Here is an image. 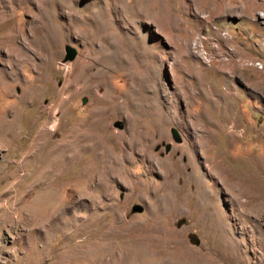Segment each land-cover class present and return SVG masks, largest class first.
I'll return each mask as SVG.
<instances>
[{
  "label": "rangeland",
  "instance_id": "374dc122",
  "mask_svg": "<svg viewBox=\"0 0 264 264\" xmlns=\"http://www.w3.org/2000/svg\"><path fill=\"white\" fill-rule=\"evenodd\" d=\"M100 1L0 0V264H264V0H162L164 20L121 22L145 38L128 35L124 65L89 37L99 6L113 22ZM62 3L96 5L81 13L87 29ZM43 13L55 16L49 44L32 23ZM12 27L31 36L26 63L4 38ZM241 57L245 69L231 74ZM132 74L154 80L141 94L158 112L147 157L128 148L136 116L117 97L138 89ZM228 83L237 129L220 104ZM202 89L209 99L190 97ZM75 133L101 149L62 156L55 141ZM61 184L68 196L47 199Z\"/></svg>",
  "mask_w": 264,
  "mask_h": 264
},
{
  "label": "bare ground",
  "instance_id": "6f19581e",
  "mask_svg": "<svg viewBox=\"0 0 264 264\" xmlns=\"http://www.w3.org/2000/svg\"><path fill=\"white\" fill-rule=\"evenodd\" d=\"M12 1H16V0H10V2H12ZM23 1H27L28 2L29 0H23ZM107 1L110 2V10H109V12L111 13V15L114 16V17L112 16L113 17V22L111 24H108L107 21H106L107 19L104 20V18H106L107 15L104 16V12H102L100 10V8H102V7L99 6L98 9L95 10V12H93V13L90 12L89 15L86 17V21H90L91 24L98 26V31L96 30V34L97 35H95L92 32H90V36L89 37L90 38H94L95 37L96 39L103 40L105 43H109L110 53L106 54L105 56L110 57V59L111 58L114 59L115 60L114 63L120 64V62H121L123 64L125 62L126 64H128L130 61L125 59V56L123 55L121 50H126V48L129 50V48H131V51H133L134 50V45H133L132 38L136 37V39H137L136 41H139L141 43H144V39L145 38L139 37L135 30L125 29L123 27V25L121 24V22L125 23V21L131 15L138 16L139 18H142V19H144V18L151 19L152 18V19H155V20L158 19L160 21L164 20L165 18H167V14H166V10L164 9V7L162 5L163 1L162 0H107ZM102 2H104V0L100 1V3H102ZM234 2H235V0L232 3H234ZM2 3H5V1H2ZM73 3H71V4H63L62 3L59 6H60V9L63 11V14H67L69 17H71V19L73 20V23L76 26L82 25L83 27H85L84 26L85 21H84L83 17L81 16V13L84 14L85 11L88 12V8L95 7L96 5L91 4L86 9L82 10V9H79L78 7H77L78 8L77 9L76 6L73 5ZM4 8H6V7H4ZM236 10L233 9V11H236ZM108 17H109V15H108ZM54 18H55V16H51V15H48V14L45 15L43 13V15L40 18H33L32 19V23L34 25H36L37 28H41L44 31L42 37H43V40H47V41H45V44L46 43L47 44L51 43L52 40H53V36L55 35V33H54L53 29H52V24H51L53 22ZM5 21L6 20H4V22ZM105 22H106V24H105ZM137 22L143 23L142 20H139ZM114 24H116V27L118 29L114 28V26H113ZM106 25H108V26H106ZM12 29L13 30L10 31L11 32L10 37L7 38V36H5L4 38L6 40L16 41V43L19 45V48H18V56L15 58V60H16V62H18L20 64L26 63L27 61H29V58L27 57L26 54L28 53V51L30 52V50L27 47L28 46L27 43L31 42L30 41L31 36H30L29 33H27V31L25 29H19L17 27H12ZM88 34H89V31H88ZM131 34L133 35V37L129 38L128 35L130 36ZM0 44H1V41H0ZM126 53H127V51H126ZM141 54L144 55L145 59L148 58L147 54H145V53H141ZM243 58L244 57H241L239 59V61L234 60V61H230L229 62L228 65L230 67L231 74H236L238 71L240 72V71L245 69V67H244V59ZM103 59H105V57ZM142 66H143V64H142ZM128 76H129L130 80H132V82L133 81L136 82V84L138 85V89H136L134 87H130L128 92L121 93L119 96H117V97H121L123 99L122 100L123 101L122 102V104H123L122 106L125 109H128V111H130V113L132 112L136 116V119H135V121L133 123L131 131H129L127 133V135H126V144L128 145V148L138 149L140 151H144V153H146V154H144L145 156L144 155L143 156L147 157L148 156L147 154L150 152V147H151V143H150L151 133H153V131H155L157 129L158 124H159L157 122V119H156V114L158 112L156 113L154 111L155 110V106H153L152 104H148L144 100V96H142L143 95L142 92L145 91L147 93V91H148L147 89H149V86L146 85V83H145V80L148 81L149 78L148 77H140L137 74H132V75H128ZM149 77H150L151 81H154L151 78V76H149ZM155 80H156V83H154L152 85L153 87H155L156 85L157 86L160 85L158 78H156ZM0 86H1V84H0ZM155 89H157V87ZM233 90L234 89L228 83L227 84V88L224 89L225 92L222 91L223 95L220 96V100H222V102L220 104L224 105V107H223L224 114L226 113V114H228L230 116L229 120L227 118L223 117V118H225V121L227 123H230V122L232 123L231 113L233 111L234 105L230 103V99L233 96ZM256 90H258L262 94H264V81L261 82L257 86ZM159 93H160V91H159ZM190 97L191 98L192 97L196 98L198 100L200 99V101L202 99L206 100V99L210 98V97H208L207 91L203 90V89L199 90L198 92L196 90H192L190 92ZM212 102H214V100ZM117 103H119V102H117ZM214 104H219V102H216ZM159 121L162 122V120H160V119H159ZM223 121H224V119H223ZM242 122L243 121H242L241 118H239L236 122L233 121V123H232L233 124V126H232L233 129L239 128V126H240V124H242ZM58 128H59V124L57 122H54V125H52L51 130L54 131V132H57ZM91 144H93V145H91ZM97 145H98V142L96 141V139L93 138V136H89V135H87L85 133H83V134H80V133L76 134L75 133V134L70 135V136L66 135L63 138L55 141V150H59L62 153V156H65V157L67 156L72 161V159H74V157L72 155L73 151H76L77 153L80 152L82 154H85V153H88L90 150H92L93 147H95V149L96 148L101 149L99 146L97 147ZM104 148H107V147L104 146ZM104 148L102 150H104ZM106 151L108 152V150H106ZM109 152H111V151L109 150ZM70 153H71V155H70ZM94 155H95V153H94ZM109 158H111V157H109ZM97 159H99V158L97 157ZM67 186H68L67 184H63L62 187H61L62 189H60V191H58L59 193L55 192L54 190L51 191V193H50L51 196L49 195V192H48L47 193V195H48L47 199H51L52 200V196H54V195L55 196H65V195L68 196V191H69L70 185L68 187ZM205 192H207V191H205ZM203 197H205V196H203ZM45 198L46 197L42 198L41 200H44ZM206 198H207V200L209 202L210 201V195L208 193H206ZM57 200H59V199H57ZM206 210L209 212L208 208ZM262 210H263V207H262Z\"/></svg>",
  "mask_w": 264,
  "mask_h": 264
},
{
  "label": "water",
  "instance_id": "95a60500",
  "mask_svg": "<svg viewBox=\"0 0 264 264\" xmlns=\"http://www.w3.org/2000/svg\"><path fill=\"white\" fill-rule=\"evenodd\" d=\"M75 55H76V54H75V51H74L72 48L67 47V48H66L65 61L73 60L74 57H75ZM83 102H85V101H83ZM171 133H172V137L174 138L175 142L180 143V142H181V139H180L178 133L176 132V130L173 129V130L171 131ZM166 149L169 150V147L167 146ZM142 211H143V210H142V207L139 206V205H136V206H134V207L132 208V212H133V213H142ZM190 238H194V237L190 236Z\"/></svg>",
  "mask_w": 264,
  "mask_h": 264
}]
</instances>
